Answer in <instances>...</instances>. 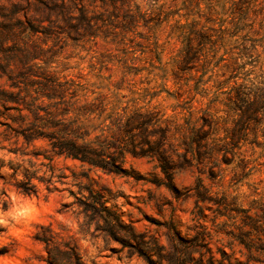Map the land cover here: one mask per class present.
I'll list each match as a JSON object with an SVG mask.
<instances>
[{"label": "trees", "instance_id": "16d2710c", "mask_svg": "<svg viewBox=\"0 0 264 264\" xmlns=\"http://www.w3.org/2000/svg\"><path fill=\"white\" fill-rule=\"evenodd\" d=\"M18 13L0 22L4 141L27 146L44 141V150L34 155L42 154L49 164L63 157L124 176L136 173L129 158H145L159 171L147 181L175 198L182 197L175 172L196 173L183 198L194 199L190 215L199 224L189 225L185 234L173 220L156 224L162 234L138 231L103 192L79 181L80 194L71 192L74 200L64 207L79 209L85 220L81 231L94 224L95 231L147 264H264V202L249 213L226 194L207 197L199 179L215 180L221 168L231 169L241 159L245 168L237 175L243 178L251 156H264V61L251 64L260 51L242 35L264 38V0H59L38 20L48 23L46 45L56 27L79 39H103L113 48L96 50L87 70L74 74L52 70L44 43L21 37L24 23L33 19ZM34 32L41 31L30 28L28 34ZM114 49L124 56L120 65L113 61ZM103 60L107 72L91 70ZM218 127L225 128L227 139L215 153L219 167L210 160L207 140ZM206 161L209 168L200 173L196 165ZM17 173L30 188L37 170ZM69 231L62 223L37 226L34 238L44 244L49 264H84Z\"/></svg>", "mask_w": 264, "mask_h": 264}, {"label": "rangeland", "instance_id": "374dc122", "mask_svg": "<svg viewBox=\"0 0 264 264\" xmlns=\"http://www.w3.org/2000/svg\"><path fill=\"white\" fill-rule=\"evenodd\" d=\"M58 2L59 0H0V22L5 19L3 16L10 17L13 11L18 10V14L23 19H25V15L33 19L29 21L30 23L27 21L24 23L27 28L20 31L21 37L25 38L26 41L29 39V42L35 40L43 44L46 41L43 32L45 29L43 28L48 23H41L38 20L43 11H49V8H53ZM15 5H17L16 8ZM30 28L38 29L41 32H34L33 35H30L28 34ZM52 35L51 38L53 39H48L47 45L44 43L43 46L49 49L47 56L51 58V69L62 74H74L80 67L89 66L90 60H94L93 56L96 54V50L113 49L111 46H106L103 39H95L92 36L79 39L76 35L70 36L56 27L53 28ZM242 35L243 42L258 46L260 51L261 56L256 54L249 59L251 64L261 65L264 61V47L261 46H264V38L254 37L246 31ZM236 51L238 49H235ZM114 52L117 55L113 61L117 65L122 64L124 62L123 54H120L116 49ZM169 54L170 52L167 53V55ZM84 68L87 70L86 67ZM108 68V62L103 60L94 68L91 67V70L107 72ZM2 82L0 80V83ZM3 130L4 128L0 126V170L5 173H17L20 169L28 168L31 171L37 170V173L46 171L54 176L58 191L53 194L51 205L46 209L52 213V216H45L40 224L53 223L57 226V224L62 223L67 226L70 229L69 233L74 235L78 241L84 264H117V262L118 264H131L133 259L137 262L143 259L138 255L130 254L128 249L123 248L117 241L95 231L94 224L89 228V231H81L80 222L83 221L84 223L85 220L82 215L78 214L79 209L72 206L70 209L64 207V204H71L74 200L71 192L80 194L77 186L79 181L90 183L94 189L103 192L109 199V204L115 206L124 216V220L131 222L138 231L162 234L164 231H160L156 224L173 220L178 224L181 232L186 233L187 227L185 228L182 224L181 217L191 218V211H185L181 205L186 203L191 209L195 205L193 198H183L186 190L195 183L196 173L192 169H182L175 172L174 183L180 191V196H182L175 198L165 188H159L147 181L152 175H159V171L154 168L152 162L145 158H129L127 165L136 172L132 176L107 173L96 168L89 169L87 165H83L79 161L63 157H55L53 162L49 164V161L44 159L42 154L34 155L36 152L44 150L46 147L44 141H37L32 146L22 143L16 145L14 140H3ZM253 156L256 157V163L250 164L248 172L257 164L260 168H264V156L257 154ZM80 173L87 174L88 180L83 177L79 179L74 177V174L79 176ZM261 174L258 170L252 174V179L258 182ZM59 175L63 177L59 178ZM226 175H232V173L228 171ZM0 183L3 181L0 180ZM58 217L63 219H57ZM36 230L37 226H33L17 242L9 243L10 251L4 257L6 264H49L46 261L47 251L44 244L34 238ZM70 234L67 233L62 236L61 240L63 242L68 241ZM8 241L7 236L0 238V247ZM143 262L147 264L144 260Z\"/></svg>", "mask_w": 264, "mask_h": 264}, {"label": "clouds", "instance_id": "9594fccd", "mask_svg": "<svg viewBox=\"0 0 264 264\" xmlns=\"http://www.w3.org/2000/svg\"><path fill=\"white\" fill-rule=\"evenodd\" d=\"M214 115L217 119H221L223 112L217 110ZM212 133V136L207 139L211 149L210 160L219 167V158L215 153L227 144L226 130L223 127H218ZM176 151L180 153L181 149L177 147ZM250 162L255 164L256 157L253 156ZM196 168L200 169V173H204L209 168V163L206 161L203 164H197ZM244 168L245 161L241 159L234 162L231 169L221 168L220 174L215 180L206 183L203 177L199 176L207 189V197H218L226 194L233 204L251 213L260 202H264V168H260L257 164L256 167H252L250 172L242 173V176L246 178H241L237 174ZM258 170L262 174L257 182L252 179V174ZM228 171L232 175H226L225 173ZM210 175L216 177L217 173L211 172ZM0 180L3 181L0 183V238L4 236L9 238L8 243L0 247V264H6L4 257L10 251L9 243L17 242L29 229L42 223L45 216H52V213L46 209L51 205L52 196L58 191V187L54 176L46 171H40L32 178L30 188L26 187L24 178L18 173H5L0 170ZM181 207L185 211H192L186 203L182 204ZM57 219L62 220L63 218L58 217ZM181 221L185 228L189 225L199 224L198 218L181 217ZM80 223L82 224L83 221ZM228 223L232 225L234 219L228 220ZM131 264H144V262L143 260L137 262L133 259Z\"/></svg>", "mask_w": 264, "mask_h": 264}]
</instances>
